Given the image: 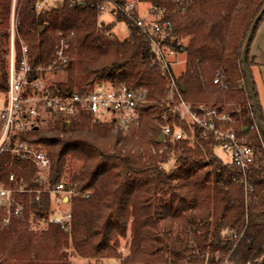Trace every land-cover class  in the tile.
<instances>
[{"label": "trees", "instance_id": "obj_1", "mask_svg": "<svg viewBox=\"0 0 264 264\" xmlns=\"http://www.w3.org/2000/svg\"><path fill=\"white\" fill-rule=\"evenodd\" d=\"M17 1L15 65L21 60V41L27 44L31 67L25 94H65L83 86L121 83L143 91L145 101L138 123L126 132L113 119L86 110L70 124L53 116L21 132L46 151L48 182L75 185L79 194L65 204L71 212L69 230L48 221L47 212L57 202L47 192L39 204H32L36 229L30 227L28 214L0 226V264L120 258L121 240L127 253L119 264H259L264 255V153L241 50L264 0H137L163 9L160 20L170 23L161 44L182 56V68L172 74L181 96L192 104L225 109L237 135L253 146L257 167L244 172L215 154L214 136H203L198 125L176 115L167 122L180 126L182 137L157 141L164 122L160 115L167 111L169 76L152 63L151 37L136 25L134 11L128 15L111 7L113 21L99 18L100 6L124 0ZM37 2L43 3L39 9ZM10 6L11 0H0V105L8 88ZM263 17L264 12L249 47ZM120 20L128 27L123 39L113 31ZM61 42L66 62L52 72L35 70L52 63ZM249 47L246 66L252 79ZM216 72L227 82L226 90L213 84ZM38 77L46 83L35 90L30 82ZM10 172L31 185L36 168L2 153L0 180ZM85 192L88 197L82 196Z\"/></svg>", "mask_w": 264, "mask_h": 264}, {"label": "built area", "instance_id": "obj_2", "mask_svg": "<svg viewBox=\"0 0 264 264\" xmlns=\"http://www.w3.org/2000/svg\"><path fill=\"white\" fill-rule=\"evenodd\" d=\"M175 2L178 0H174ZM43 3L37 2L39 9ZM117 7L126 14L133 11V4L124 2L100 6V12ZM156 17L146 20L144 16L137 17L135 23L141 30L151 37V46L155 52L154 66L169 76L166 91L167 111H163L160 118L164 121L160 125V131L166 137L180 138L183 135L180 126H174L167 122L168 116L176 115L179 120H186L198 125L203 136H214L217 145L226 152L232 163L243 172L249 166H256V153L252 145L244 142L243 137L238 136L234 127V119L231 114L216 105L207 103L192 104L185 100L175 83L173 66L178 63L173 50L167 49L161 44L164 32L170 27L167 20H160L163 9L155 7ZM11 29L9 31V71L6 102L0 106V155L9 153L20 159L30 161L36 168L35 178L31 185L26 184L22 177L10 172L5 181L0 180V226H5L13 221L23 220L29 215L30 225L34 226L32 204H39L43 193H49L57 202L47 212L50 223L57 224L63 230H69L71 221L70 209L65 206L69 198L78 195L75 185H66L58 180L50 184L49 164L51 163L45 150L39 149L21 136V132H28L35 121L48 120L53 116H59L65 124H70L82 110L91 112L98 118H111L124 131L138 123L139 106L145 101L144 92L133 90L124 84H112L108 86L98 85L95 88L88 86L74 88L65 94H25V85L28 83V75L31 71L27 56V44L20 41L21 60L16 67L14 60V40L18 37L14 10L12 11ZM64 43L61 42L56 51L55 59L48 67L37 66L38 71H54L57 64L66 62L63 56ZM212 82L219 88L226 90L227 82L216 72ZM35 90H40L46 83L40 77L31 82ZM256 132L264 153V139L262 132L256 126ZM88 197L89 193H82Z\"/></svg>", "mask_w": 264, "mask_h": 264}, {"label": "rangeland", "instance_id": "obj_3", "mask_svg": "<svg viewBox=\"0 0 264 264\" xmlns=\"http://www.w3.org/2000/svg\"><path fill=\"white\" fill-rule=\"evenodd\" d=\"M52 1L53 0H46V3H53ZM17 2H18L17 0H11L10 17H9V31L11 29V20H12V18H14V17H12V11L14 10L15 4ZM124 2H128V3L133 4V6H134L133 11L137 13V17L144 16V18L146 20H153L154 17H156V10H154L151 7V5L147 2H138L137 0H124ZM99 18L104 22H110V21H113V19H114L113 14L110 12V9H106L105 11L101 12ZM113 31L119 39H123L124 37H126L128 35V27H127L125 21H123V20L116 21L114 24V27H113ZM263 31H264V17L260 21V23H259V25L255 31L251 45L255 44L257 42V40L260 37L261 32H263ZM177 59L180 61V63H178V65H177L178 67H176L177 70L179 71L183 66L182 56H179ZM251 62H252V60H251ZM252 74H253V79L256 82V87L259 90L258 102H259L261 113H262V116L264 119V85L261 84V77L264 78V66H261L260 68H257V69H253ZM224 106L227 107L228 104H226ZM223 110L225 111V109H223ZM45 123L46 122H41V126H44ZM150 150H153V148L150 147ZM214 152L223 161H229L230 160L229 155L226 152H224L220 146L217 145L214 149ZM30 227L36 229L35 225L34 226L32 225ZM125 242H126L125 240H121V245L119 247V252L121 253V257L125 256V254L127 253V248H126ZM121 257L120 258L101 259L98 261H94V260L90 261V260L79 258V257H71L69 259V264H119Z\"/></svg>", "mask_w": 264, "mask_h": 264}, {"label": "water", "instance_id": "obj_4", "mask_svg": "<svg viewBox=\"0 0 264 264\" xmlns=\"http://www.w3.org/2000/svg\"><path fill=\"white\" fill-rule=\"evenodd\" d=\"M263 12H264V4L262 5V7H261L260 11L257 13V15L254 17V19L252 20L250 27L248 29V32H247V35H246V38L244 40L242 50H241V64H242V70L244 72L245 79H246V82L248 85L251 103H252V106L254 109L255 120H256V123H257L259 130L264 134V124H263V121L261 120V116H260V113L258 110V104L256 101V95H255V91H254V87H253V82H252L251 76H250L249 71H248L247 66H246V54H247V50L249 47V43H250V40L252 38L255 26H256L258 20L260 19V17L262 16ZM42 27L43 26H40L39 29H41ZM164 137H165L164 133L162 131H160L157 141L158 142L163 141ZM55 178H56V174L53 175L52 181H54ZM259 264H264V255L260 258Z\"/></svg>", "mask_w": 264, "mask_h": 264}, {"label": "crops", "instance_id": "obj_5", "mask_svg": "<svg viewBox=\"0 0 264 264\" xmlns=\"http://www.w3.org/2000/svg\"><path fill=\"white\" fill-rule=\"evenodd\" d=\"M251 43H252V41H251ZM179 56H181V55L180 54L175 55V58H176L178 63H180V61L177 59ZM249 56H250V59L252 60V64H251V68H250L251 74H252L253 69H257V68H260L261 66H264V31L261 32L260 37L255 44H252V45L250 44ZM178 63H176L173 66L174 72H178V70L176 68V67H178L177 66ZM252 79H253V74H252ZM253 81H254V79H253ZM261 84L264 85V78L263 77H261ZM254 86H255V90H256L257 98H258L259 90L256 87L255 81H254Z\"/></svg>", "mask_w": 264, "mask_h": 264}]
</instances>
